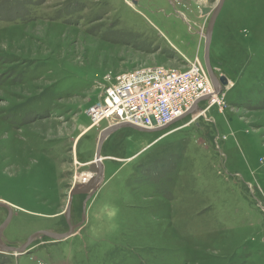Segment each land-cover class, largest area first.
Listing matches in <instances>:
<instances>
[{"label":"rangeland","instance_id":"1","mask_svg":"<svg viewBox=\"0 0 264 264\" xmlns=\"http://www.w3.org/2000/svg\"><path fill=\"white\" fill-rule=\"evenodd\" d=\"M218 2L0 0V201L14 213L5 245L68 232L70 192L111 126L93 127L105 76L195 60L206 70ZM210 62L229 80L220 106L164 131L111 134L102 183L72 204L82 226L0 253V264H264V0L226 1ZM7 216L0 208V227Z\"/></svg>","mask_w":264,"mask_h":264},{"label":"built area","instance_id":"2","mask_svg":"<svg viewBox=\"0 0 264 264\" xmlns=\"http://www.w3.org/2000/svg\"><path fill=\"white\" fill-rule=\"evenodd\" d=\"M101 115L93 113V127L102 121L110 125L131 124L142 129L170 125L194 106V117L203 114L202 104L221 105L222 88L217 93L207 71L198 60L186 68L154 67L105 76ZM208 98L205 102L202 99ZM221 110H223L221 108ZM205 112V110H204Z\"/></svg>","mask_w":264,"mask_h":264},{"label":"water","instance_id":"3","mask_svg":"<svg viewBox=\"0 0 264 264\" xmlns=\"http://www.w3.org/2000/svg\"><path fill=\"white\" fill-rule=\"evenodd\" d=\"M226 1L227 0H219L213 12V15H212L209 27H208V31L205 36L206 41H205V50H204V60H205L206 71L217 93L221 92L219 89L220 85L227 86L229 84V80L227 77L221 76L220 78H218L215 76L213 69L211 67V62H210L211 44L213 40L215 26L224 8ZM207 100L208 98H205V99H202L200 102H205ZM196 109H199L197 105L194 106L185 115H183L176 121L172 122L170 125L162 127V128H158V129H152V130L142 129L140 127H137L131 124H117V125H112V126L105 128L100 133V137L98 139L95 161L89 167V172L93 176L91 177V179L88 181V183L84 187L76 188V189L74 188L70 192L69 202H68V206H67L66 213H65V218L69 226V230L66 233L58 234V233L48 232V231H39V232L34 233L32 236H30L27 242L24 243L21 247H18V248L9 247L3 243V234L5 230L7 229V227L9 226L10 222L12 221L14 213H13V208L8 203L0 201V208L5 209L8 212L7 219L0 227V253L11 254V255H23L26 252V250L31 246V244L41 236H45L55 242H62V241L69 239L75 234L76 229L82 226L83 222L78 225H73L71 222V209H72L73 199L75 196L84 195V194L91 193L94 195V193L97 191L98 187L102 183L104 179V175H105V166L103 164L102 148H103L105 141L109 138L111 134L123 128L134 129L136 131L145 132V133H155V132L164 131L170 128L175 123L185 119L186 117L194 115L196 112Z\"/></svg>","mask_w":264,"mask_h":264},{"label":"bare ground","instance_id":"4","mask_svg":"<svg viewBox=\"0 0 264 264\" xmlns=\"http://www.w3.org/2000/svg\"><path fill=\"white\" fill-rule=\"evenodd\" d=\"M92 176H93V175H91V173H90V175H88L87 178L85 179L84 184H83L82 186H80V187H76V188H82V187H84V186L88 183V181L91 179ZM76 188H75V189H76Z\"/></svg>","mask_w":264,"mask_h":264},{"label":"flooded vegetation","instance_id":"5","mask_svg":"<svg viewBox=\"0 0 264 264\" xmlns=\"http://www.w3.org/2000/svg\"><path fill=\"white\" fill-rule=\"evenodd\" d=\"M84 195H87V196L89 195V197H91V198L93 197V194L91 195V193H90V194H84ZM79 196H82V195H79ZM75 197H76V196H75ZM75 197H74V198H75ZM73 201H74V199H73ZM71 211H72V209H71ZM53 242H55V241H53ZM55 243H56V242H55Z\"/></svg>","mask_w":264,"mask_h":264}]
</instances>
